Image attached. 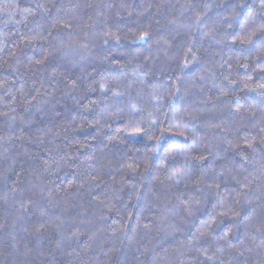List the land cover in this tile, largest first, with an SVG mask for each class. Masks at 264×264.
<instances>
[{
  "label": "trees",
  "instance_id": "trees-1",
  "mask_svg": "<svg viewBox=\"0 0 264 264\" xmlns=\"http://www.w3.org/2000/svg\"><path fill=\"white\" fill-rule=\"evenodd\" d=\"M0 264H264V0H0Z\"/></svg>",
  "mask_w": 264,
  "mask_h": 264
}]
</instances>
